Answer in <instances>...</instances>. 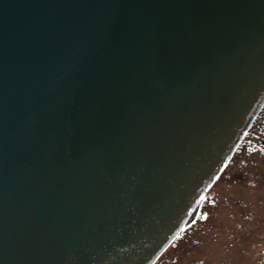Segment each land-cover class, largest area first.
<instances>
[{
    "label": "water",
    "instance_id": "1",
    "mask_svg": "<svg viewBox=\"0 0 264 264\" xmlns=\"http://www.w3.org/2000/svg\"><path fill=\"white\" fill-rule=\"evenodd\" d=\"M263 103L264 0H0V264L154 263Z\"/></svg>",
    "mask_w": 264,
    "mask_h": 264
},
{
    "label": "rangeland",
    "instance_id": "2",
    "mask_svg": "<svg viewBox=\"0 0 264 264\" xmlns=\"http://www.w3.org/2000/svg\"><path fill=\"white\" fill-rule=\"evenodd\" d=\"M199 200L152 264H264V103Z\"/></svg>",
    "mask_w": 264,
    "mask_h": 264
},
{
    "label": "bare ground",
    "instance_id": "3",
    "mask_svg": "<svg viewBox=\"0 0 264 264\" xmlns=\"http://www.w3.org/2000/svg\"><path fill=\"white\" fill-rule=\"evenodd\" d=\"M190 211V210H189Z\"/></svg>",
    "mask_w": 264,
    "mask_h": 264
}]
</instances>
